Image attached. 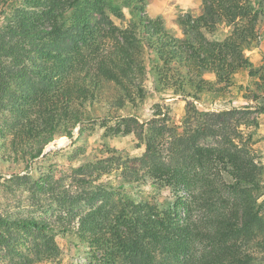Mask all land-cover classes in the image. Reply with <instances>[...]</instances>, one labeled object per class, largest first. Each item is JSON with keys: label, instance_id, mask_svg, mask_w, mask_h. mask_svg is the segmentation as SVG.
<instances>
[{"label": "trees", "instance_id": "16d2710c", "mask_svg": "<svg viewBox=\"0 0 264 264\" xmlns=\"http://www.w3.org/2000/svg\"><path fill=\"white\" fill-rule=\"evenodd\" d=\"M7 3L0 0V112L8 113L0 119V166L28 173L0 172V181L17 185L14 193L26 186L40 209L56 201L67 215L0 212V264L57 260V235L69 232L88 243L86 264H264V162L252 146L254 131L243 130L259 127L253 114L264 113V62L246 55L259 36L264 0H203L198 16L179 20L182 36L147 14L145 0ZM109 8L126 24L115 25ZM224 26L229 34L216 38ZM242 70L254 80L247 98L255 105L197 108L204 97L230 91ZM149 77L155 92L187 102L181 125L168 107L142 123L109 113L106 130L136 133L146 147L140 156L106 146L104 161L78 168L88 178L74 194L57 193L52 173L34 180L31 159L57 138L73 137L97 107L143 101ZM114 171L123 178L117 187L104 180ZM135 183L171 188V205L119 192ZM84 201L90 207L76 212Z\"/></svg>", "mask_w": 264, "mask_h": 264}, {"label": "rangeland", "instance_id": "374dc122", "mask_svg": "<svg viewBox=\"0 0 264 264\" xmlns=\"http://www.w3.org/2000/svg\"><path fill=\"white\" fill-rule=\"evenodd\" d=\"M19 2L20 0H8L7 5L12 6ZM202 2L203 0H145L147 14L152 17H162L170 31L178 36H182L179 20L185 18L187 14L198 16L202 12ZM106 11L110 14V18L115 25L121 26L126 24V20L117 17L110 8L106 9ZM125 15L127 17L128 14ZM259 29L258 39L246 50V55L256 65L264 62V18L260 23ZM229 31L230 27L224 26L216 34V38H225L229 34ZM235 82L236 85L224 96L218 97L214 101L209 100L208 97H204L201 102H196L197 108L201 110L219 111L224 108L248 104L255 105L254 101L247 98V94H252L255 86L253 85L254 80L249 76L248 71L242 70L238 73ZM240 85L245 86V88L239 89ZM145 86L148 90V95L143 101H138L137 105H129L125 109H112L111 111L106 108L97 107V110L92 112L93 119L91 122L83 126L81 124L77 125L73 137L63 136L48 144L40 157L30 160L32 167H34V169L30 168V173H33L34 180L44 178L45 175L47 177L49 173H52V180L55 183L54 186L57 189V193L67 191L74 194L79 190L78 180L80 178H88V175L82 171L81 174L78 168L86 164H97L99 160L104 161V158L109 154L106 146L118 150L123 155L125 153L131 157L140 156L146 147L136 133L112 135V131L109 132L106 130L103 124L113 126V122H107L108 120L105 119L107 115L109 116V113L123 116H136L142 123L145 120L154 118V113L162 106L164 110L168 107L172 120L176 124L181 125L187 102L179 96H173L172 94L161 95L155 92L151 77L146 80ZM254 115L258 117L259 127H243V130L246 133L254 131V144L252 146L264 162V113H256ZM6 116H8L7 112H0L1 120H4ZM106 132H108V136H106ZM10 167L0 166V172H3L6 178H9L13 172H20V174L28 173L24 166L19 168ZM118 173L114 171L111 175L105 176L104 180L113 182L117 187L123 180L121 176H116ZM17 188V185L7 183L5 179L0 181V212H16L38 219H53L57 216L67 215L56 201H54L55 207L51 209L47 208V206L40 209L36 205H32L27 199L28 194L23 191L26 186L22 188L23 192L14 193V190L17 191ZM126 188V193L123 189H120L119 192L131 198L133 197L136 200H149L157 204L160 208L170 206L174 198L173 190L169 187L158 189L152 187L150 184L135 183L132 185L127 184ZM88 207L90 206L84 201L81 207L78 206L76 208V212H80ZM73 224L75 225L76 222ZM57 241L62 251L60 257L57 260H44L37 264L88 263V253L90 252L88 243L82 242L75 233L69 232L67 235L59 233L57 235Z\"/></svg>", "mask_w": 264, "mask_h": 264}, {"label": "water", "instance_id": "95a60500", "mask_svg": "<svg viewBox=\"0 0 264 264\" xmlns=\"http://www.w3.org/2000/svg\"><path fill=\"white\" fill-rule=\"evenodd\" d=\"M50 148H51V146H50ZM47 151V150H46Z\"/></svg>", "mask_w": 264, "mask_h": 264}]
</instances>
